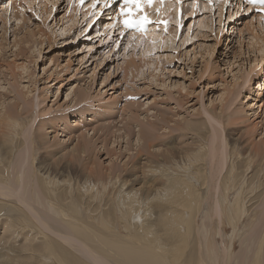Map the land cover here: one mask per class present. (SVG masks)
Returning <instances> with one entry per match:
<instances>
[{
    "label": "rangeland",
    "instance_id": "obj_1",
    "mask_svg": "<svg viewBox=\"0 0 264 264\" xmlns=\"http://www.w3.org/2000/svg\"><path fill=\"white\" fill-rule=\"evenodd\" d=\"M202 1L199 0L196 3V0H185L179 18L162 20L161 16H156L154 20L149 19L150 24L156 28V35L160 36H155L153 39L145 37L141 41H136L130 40L129 31L122 30L120 27L122 21L112 27L114 23L112 20L118 13L117 7L119 4L115 6L112 14L107 11L104 12V9L99 10L100 4L98 1L87 12H83V10L91 2L79 5V10L75 11L78 12L75 17L76 21L71 29L67 30V24L71 22V13L78 6L79 0H35L32 3H28L26 0H0V7L2 8V11L0 10L2 12V14L0 12V108L3 100H5L6 106L11 104L10 102L17 101L19 105L14 104V108L8 107V110L15 111L16 115L22 120L20 121L21 126L16 131L18 135V131L21 129L19 135L14 138L15 143H21L15 148L12 163L16 160L17 154L28 147L30 141V149L27 148L30 155H28L26 167L30 166L32 168L33 165L35 168L39 164L40 166H49V170L53 168L51 171L53 174L55 173V179L50 188L55 191L57 203L64 209L68 218L63 220L57 213L58 218H55V220L57 219V227H55L57 229L59 227V231L65 233L68 226L77 227L83 223L88 228L94 223V218L99 214H104L103 217L106 219L108 226L113 229L116 224L115 218L119 216L115 211L116 204L120 202L119 198L121 196V193L115 190L119 183L122 184V182L127 181L126 185H128L133 180L135 184H132V186L140 188L142 182H145V186L149 191H138L139 196L143 195L142 200H145L144 196L154 193L152 190L164 181L163 177L158 176L157 178L156 176L152 177L148 181L149 177L143 176L142 171L148 164L159 166L160 160L164 156L171 157L173 155V157L178 158L184 155L187 150L193 152L195 148H199L206 152L205 161L203 162L206 171L201 172V165L196 166L197 174L205 180L201 181L199 177L198 184L200 183V186H202L205 182L206 186L203 185L205 188L202 191H191L199 198L200 208L198 200L188 197L184 200L191 206L186 207L183 213L186 214L187 211H191L190 222L193 221L192 223L189 222L187 246L184 248L180 245L178 250L172 247L170 255L180 256L182 262L185 261L187 264H196L198 251L197 238L195 237H198L199 243L202 244L200 251L205 254L203 237L209 235L208 238H211L210 240L214 242L216 247V258L214 262L212 259L209 261L202 257L206 260V264H222V244L223 242L228 244L231 241L234 242L233 260L230 259L228 263L238 264L240 252L247 249L248 246L246 245L247 242L244 243L245 245L241 244L239 236L249 237L250 229L258 227V224L255 223L258 222L261 215L263 216V209L262 206H259V196H256L257 192L261 191L262 198L264 191L263 188L253 190L254 192L246 199V206L252 204L249 206V210L255 209L258 211H253L250 215L249 213L244 215L241 224L237 228L238 234L232 232L227 217L223 219L225 230L221 232V175L228 169L232 161L235 167L230 176L232 181L235 174L241 175L244 172L246 164L244 155L246 151L264 147V59L251 72L249 71L250 74H248L249 78H246L248 80L246 83L242 84L239 80L241 87L240 83L233 86V75L237 72V65L242 63L248 71L250 65L252 66L251 62L254 60L253 55L256 57L264 55L249 52L252 49L248 48V41L254 32L260 33L262 31L261 24L264 23V13L261 6L257 5L258 3H249L251 7L248 8V6H245L248 2L237 7L231 1L232 5L227 6L228 11L223 12L221 21H219L217 6L209 11V7H204L207 1L204 0L201 3ZM95 13L98 14L95 16ZM42 18L46 19L40 21ZM203 19H206L205 21L208 24L212 20V28L210 26L209 28L200 27V21ZM3 24L6 25L4 29L2 28ZM39 25L43 31L38 29ZM29 27L33 37L31 32H28L29 35L27 33L30 30ZM37 29L40 32L42 31L44 36ZM175 31L177 33L174 39L172 34ZM144 32L145 30L142 31V33ZM169 35H172V37ZM15 36L18 38L23 36V39L19 40L20 38H15ZM184 37H187L185 41L183 40ZM25 40L29 43H26ZM17 47H20L19 50ZM209 51L211 52L210 56L207 55ZM142 52L145 59L149 58L153 62H158L157 66L152 63L143 66V61L139 58ZM129 55H133L137 67L140 64L143 71L140 69L133 71L128 67L125 61ZM200 56L206 58L209 66ZM194 57L195 59H193ZM20 65H27V72L21 70ZM204 65H206V68H204ZM152 68H155L154 71ZM21 71L23 73H19ZM10 73L14 74L12 80H10ZM249 79L251 80L249 81ZM6 80L9 84H12H8L10 87H7ZM261 83H263V88L259 90ZM26 88L31 90L25 97L26 101L29 102L28 104H24L20 99H17L20 95L17 94V91L20 89L25 91ZM168 90L170 92H167ZM9 91L13 93H9ZM81 93L85 95V99L79 101L77 95ZM13 96H17L15 100ZM203 108H206L209 112H214L218 118L220 117V121L224 119L221 121L223 125L221 133L227 140V161L224 163V170L218 179L214 174L217 171L219 154L213 155L214 157L208 154L210 135L208 131H210V127L205 114L202 113ZM186 119L191 124L203 126V129L199 131L200 133L195 134V132L189 131V128H184L182 124ZM171 126L173 128L168 132ZM138 130L149 131L153 136H156L155 145L157 148L155 150L157 152L159 150L158 153H165L154 157L145 151H141L140 154L134 156L136 150L143 143L141 139L137 141V138H139ZM81 133L86 137L81 138ZM85 140H90L87 141V149L85 148V152L79 154L78 147ZM234 141L237 143L238 148H236L237 151L234 150L232 153L231 147ZM159 146L161 149L158 148ZM241 149L245 152L241 153L243 151ZM1 150L3 149L1 148ZM12 163L9 169L4 166L1 169L5 168L7 171H13ZM106 167H112L115 169L114 174L118 175L115 188L114 185H110L109 190L104 191V193L99 188L98 196L94 201L89 199V193L84 194L80 191L77 193L75 189L71 192L68 191L66 187L68 184L72 183L71 185L74 186L77 182L79 185L82 183L81 181L87 175L86 170H96L104 174ZM63 168L66 169L63 172L64 174L61 173ZM164 172L169 173L171 177L187 176V170L184 164L181 163L178 165L172 163L169 168L164 169ZM247 172L249 173L246 174L245 180L256 173V168L249 169ZM201 174H204V176ZM36 175L38 174L35 170V178ZM261 177L262 174L258 176L259 180H255L254 183L256 181L257 183L264 182V177L262 179ZM39 179L41 180L40 177ZM0 181L4 183L1 179ZM6 181L10 183L9 174ZM34 181V178L29 181V189L26 192L35 191L36 188L32 184ZM112 182H115V180L112 179L110 183ZM217 183L219 184L218 191L216 190ZM246 186L247 182L245 181L244 187ZM0 187L10 190L11 184L0 185ZM2 192L7 191H0V193ZM41 193L46 197V191ZM65 196L67 197L66 203L62 199ZM234 197L235 193L231 195V203ZM248 200H250V203H248ZM153 202L155 206H153L154 221L151 223L152 226L155 224L157 212L166 205H159L157 199ZM14 204L21 207L14 196L0 195V249L7 252L6 257L0 260L2 261L1 264H60L62 261L64 263L61 264H68V258H71L72 255H74V259L72 257V261H69L74 264H93L89 261V255H86L87 252L81 254L82 249L78 246L79 244L74 246H78L81 250L78 248L75 250L73 246L70 248L68 244L66 246L61 245L63 242L61 238H57L61 242L59 240V242L49 240L48 246L52 253H47V249H42L45 244L39 234L31 233L35 229L28 227L30 229L28 230L14 225L13 219L17 207ZM33 204L34 208H38L37 213L47 218V211L45 213V210L37 205L38 203L34 202ZM142 204L144 203L140 202L138 209L145 207ZM215 204L218 205L216 207H218L219 216L214 213ZM95 208H97L96 211ZM86 210L88 213L85 212ZM27 211L25 210L23 214L31 216L32 213L30 214ZM124 218L130 220V215L127 216L125 213ZM47 219L49 222L51 221V224L55 223L53 220ZM6 224L11 225H9L10 229H7V232L3 229V225ZM34 225L38 226L47 236L55 238L52 232L43 228L39 223L34 222ZM152 226H149V228ZM158 230L161 231L160 226ZM67 232L68 235H71L70 231ZM119 232L121 235H129L133 230L128 228L125 229V232L123 230H119ZM258 234L259 231L255 233V235ZM164 236L162 233V237ZM261 238L258 245H262L263 249L264 236H261ZM247 241L249 242V238ZM249 246L253 248V244ZM182 249L185 250L182 251ZM66 252L68 253L64 254ZM69 252H72L70 253L72 255ZM44 254L46 256L42 257ZM64 255L65 257H63ZM75 257H78V259ZM243 260L244 262L240 259V263L264 264V250L255 254L248 251L246 258Z\"/></svg>",
    "mask_w": 264,
    "mask_h": 264
},
{
    "label": "bare ground",
    "instance_id": "obj_2",
    "mask_svg": "<svg viewBox=\"0 0 264 264\" xmlns=\"http://www.w3.org/2000/svg\"><path fill=\"white\" fill-rule=\"evenodd\" d=\"M26 1L28 3H32L35 0H26ZM96 1H98V3L100 4L99 10L104 9V12H106V11L110 12L109 14H112L113 10H115V6L117 4H119V6L117 7L118 13H117V15H115V17L112 20V21H114L112 27H115V25L117 23L122 21V24L120 25V27L122 28L123 31H126V30L129 31V36L131 37L130 40L141 41L145 37H147V39L148 38L153 39V38H155V36H160V35H156V28H155V26L150 24L151 22L147 23L144 33H142V32L135 33L132 30H128L123 24L124 16L121 15V11H120L121 7L123 5V1L113 2V1H108V0H84L83 4L89 3V2H91V4L86 6L85 9L83 10V12H85V11L87 12L90 9V7ZM196 1H197L196 3L199 2V0H196ZM203 1L201 3H203ZM206 1H207L205 4L206 6H204V7H209V11H212L211 9H213L214 6H217L216 9H218L219 21H221V18L223 16V12L225 10H227L226 8L228 5L233 4V5H237V7H239V6L243 5L245 2H248L247 4H245V6H248V8L251 7V5H249V3H250L249 0H206ZM231 1H232V4H231ZM184 2H185V0H163V2H161V0H154L150 6L145 4L143 6V11L139 12V13H135L133 18L135 19V18H138L139 16L145 15V14L148 16V20L149 19L154 20L155 19L154 17H156V16H161L160 18L162 20H166V19L170 20L171 18H175V17L179 18L181 16L180 10L183 8ZM233 2H235V3H233ZM79 5H82L80 0L78 3V6L75 8L76 10L74 9L71 13V18H70L71 22L69 24H67V27H66L67 30L68 29L70 30L76 21L75 17L77 16L78 12H75V11H77V9L79 10ZM257 5L261 6V9L263 10V13H264V5H261L259 3ZM1 9L2 8L0 7V10ZM236 11H238V10H236ZM1 14H2V12H1ZM97 14L98 13H95V16ZM1 19H2V17H1ZM44 19H46V18H42V19H40V21H42ZM205 20L206 19H203L200 21V27H204V28L208 27L209 28V26H210V28H212L211 27L212 20L209 19L210 20L209 24ZM4 26H6V25L3 24V26H2L3 29L5 28ZM261 26H262V31L260 33L255 31L254 34L252 35V37L250 38V40L248 41V48L252 49V51L250 50L249 52H252L254 54H256V53L264 54V23L261 24ZM198 27H199V25H198ZM38 29L39 30L41 29L40 25H39ZM39 30H38V32H40ZM41 30L43 31V29H41ZM246 30H248V28H246ZM42 31L40 32L41 34H42ZM25 32H26V29H25ZM28 32H31V28L29 31H27V33ZM44 32H45V29H44ZM18 33H20V32H18ZM40 33H39V35H41ZM176 33H177V31H175L172 34L174 39L176 37ZM29 34L30 33H28V35ZM31 34L33 37L32 32H31ZM28 35L26 34V36H28ZM39 35L37 34V36H39ZM172 35H169V36L172 37ZM16 37L17 36H15V38ZM21 38L23 39V36ZM21 38L19 40H21ZM18 39H16V40H18ZM32 39H34V38H32ZM39 39H41V38H39ZM44 39H46V38H44ZM147 39H145V40H147ZM185 39H187V37H184L183 40L185 41ZM16 40H15V42L19 43L18 42L19 40L18 41H16ZM33 41H35V40H33ZM47 41H49V40L47 39ZM66 41H68V40H66ZM22 42H24V41H22ZM27 42L28 41H26V43ZM15 46H16V44H15ZM21 46H22V44H21ZM19 48H18V50H19ZM147 48H149V47H147ZM38 49H39V47H38ZM146 51H149V50H146ZM249 52H247V53H249ZM108 53H109V51H108ZM208 53L209 54H207V55L210 56L211 52L209 51ZM237 55H238V53H237ZM263 56H259L260 57L259 58V57H256L253 55L254 60H253V62H251L252 66L250 65L248 71H247V68L244 67V65L240 62L241 65L240 64L237 65V67H238L237 72L233 75V86H234V84L236 86V83H240V82H238L239 80L241 81L242 84L246 83L248 81L247 79L249 78V76H248V74H250L249 71L251 72L254 69V67L257 66V64L260 61H262V59H264ZM200 57L207 64L206 58L204 56H200ZM33 58H36V57H33ZM139 58H140V60L143 61V64H142L143 66L144 65L148 66L151 63L154 65L156 64V66H157L158 62H153L151 59L149 60V58L145 59L143 52ZM193 59H195V57ZM207 59H209V58H207ZM32 61H31V63H32ZM125 63L133 71H137L139 69L141 71H143V68L141 67L140 64H139V66L141 68L139 66H138L139 68L137 67L133 55H129L127 57ZM249 64H250V62H249ZM207 65L209 66V64H207ZM6 67H7V64H6ZM260 67L262 68V66H260ZM20 68H21V70H23L25 72L28 67H27V65H20ZM204 68H206V65H204ZM154 69L155 68H152L153 71H154ZM18 71H20V70H18ZM23 71H21L19 73H23ZM171 72H172V70H171ZM10 74H11L10 80H12V76L14 74L13 75H12V73H10ZM28 74H29V72H28ZM132 74H134V72H132ZM138 74H139V72H138ZM245 74H246V76H245ZM10 80H9V82H10ZM15 80L17 81V79H15ZM242 80H243V82H242ZM250 80L251 79H249V81ZM5 82H7V87L9 85H12V84H9L7 80ZM241 83H240V87H241ZM13 84H15V83H13ZM175 84H176V82H175ZM248 84H249V82H248ZM22 87L24 88V86H22ZM262 88H263V83L260 84L259 90H261ZM22 89L17 91L18 92L17 94H20V95H18L19 98L17 96H15V97L13 96V99L15 100L17 97V99H20L24 104H28L29 102L26 101L25 97H26V94H28L31 90L29 88H26V90L23 91ZM10 92H12V91H9V93ZM167 92H170V91L168 90ZM77 96H78L77 98L79 101L85 99V95L82 93L78 94ZM4 101L5 100L1 101V108H0V139H1V141H0V179L4 183H2L0 181V185L11 184V189L7 190V189L0 187V191H7L5 193H3V192L0 193V195L6 196V197L7 196H10V197L14 196L17 199L18 204L21 206V207H19L16 204H14L17 206L16 207V213L14 214V219H13L15 226H20L22 228H27V229H28V227H32L33 229H35V231H31V233L39 234V237H41V240L45 244V246L42 249H44V250L47 249L48 250L47 253H52V251H50L49 246H48L49 240L52 239L54 241L57 240V242H59L60 240L57 238H61V240L63 242H62V244L61 243H59V244L64 245V246H66L68 244V245H70L69 246L70 248L73 246L75 248V250L79 246L82 249L81 254H82V252H87V254L86 253L85 254L89 255L88 256L90 259L89 261H91L93 264H187V262L185 263V261L182 262L183 260H181L180 256L170 255V249L173 247V249L178 250L180 248V245H181V247L184 246V248H186V246H187V234L189 232V222L191 221V218H190V216H191L190 212L191 211H187L186 214H184L183 211H184V209L186 210V207L191 206V205L187 204L184 200L187 197L193 198V200H198V204H199V208H200L201 203H200L199 198H197L196 194L194 192H191V191H202L205 188V187H203V185H205V182L202 184V186H200L201 185L200 183L198 184V181L200 180V178H201V181H205V180L196 172V166H199V165H201L200 166L201 172L206 171L205 167H203L204 166L203 162L205 161V155H206L205 150H202L199 148H195V151H193V152H189L187 150L186 152H184V155H182L178 158L173 157V155L171 157L164 156L161 158L159 166L158 165L153 166L154 164L153 165L148 164V166L145 167L144 170L142 171L143 176H148L149 177L148 181L152 177H155V176H156V178H157V176L163 177L164 181H162V183L160 182L159 186L155 187L152 190V191H154V193L152 192L153 194L151 193L148 196H144L145 200H142L143 195L139 196L140 193L138 192V191H149V189H147V186H145L146 185L145 182H142L141 185L143 187L141 186L140 188H137V187L135 188L132 186V184L133 185L135 184V182L133 180H131L128 185H126L127 181H124V182H122V184L119 183L116 186V180H117L118 175L114 174L115 169H113L112 167L111 168L106 167L105 168L106 172L104 174H101V173H99V171H96V170H88V171L86 170L87 175L84 178V180L81 181L82 183L79 185L77 182L74 186L71 185L72 183L68 184V186H66L68 188V191L71 192V190L75 189V191L77 193H79V191L84 193V194L89 193L88 194L90 196L89 199L94 201V199L96 200V197L98 196L97 192H98L99 188H101L103 190V193H104V191L109 190L108 187L110 185L111 186L114 185L113 186L114 188L116 186L115 190H117L121 193V196L119 198L120 202L119 203L117 202L116 208H115V211L119 214V216H117V218L114 217L116 219V221H115L116 224H115L113 229L108 226L106 219L103 217L104 214L103 215L99 214L97 217L94 218L95 221L90 227L87 228L84 223L79 224L77 227H71V226L69 227L68 226V230L65 229L66 232L64 233L63 231L61 232L58 230L59 227H58V229L56 228L57 227L56 226L57 225L56 224L57 219L55 220V218H58V214H59L60 218H62L63 220H67L68 218L66 217L67 214L65 213L64 209L57 203V196H56L55 191L54 190L52 191L50 188L51 183H53V180L55 179V173L53 174L51 171L53 168L49 170V166H47V165L40 166L39 164L35 168L33 165H32V168L30 166L26 167L27 161L29 158L28 155H30V154H28L29 150L27 149V148H29V142L30 141L28 142V145H27L28 147H26V149L23 150L21 153H18L17 156L15 157L16 160L12 163V161L14 159L13 153L15 151V148L17 145H19L21 143L20 141H19L20 142L19 144L15 143L14 138L19 135V131L21 129L18 131V135L16 134V131L19 129L18 127L21 126L20 121H22V120H20L21 118H19L16 115L15 111L8 110L9 109L8 107L14 108V104L16 106L19 105L17 103V101H15V102L13 101L14 103L10 102L11 104H8L7 106H6V103ZM220 101H221V99H220ZM202 113L205 114L206 120L209 123V127H210V131H208L210 133L208 154L211 157H214L216 154H219V158L217 161V169H216L217 171L214 174L216 176V179H218L219 175H221L222 171L224 170L223 169L224 163L227 161V154H226V141L227 140L225 137H223V135L221 133V128L223 126L221 121L224 119H221V121H220V119H219L220 117L218 118V116L212 111H210V112L207 111L206 108L202 109ZM184 121L185 122H183V124H182V125H184L183 127L189 128V131H193V132H195V134L200 133L199 131H201L203 129L202 128L203 126H201V125L198 126L196 124H191L190 122H187L188 121L187 119ZM138 122H136V123H138ZM168 123H170V122H168ZM172 125L175 126L176 123H175V125L174 124H172ZM173 126L169 127L168 132H170V130L173 128ZM205 128L206 127L204 125V130H205ZM118 130H116V131H118ZM121 130H122V128L120 129V132H121ZM138 131H137L138 132L137 134H139V138L136 137L138 139V140L137 139L136 140L139 141V139H141V140H143V143L141 144V147H139V149L136 150V153L134 154V156H136L137 154H140L141 151L142 152L145 151L146 153H148L149 155H152L154 157L160 156L163 153H165V152L158 153L159 150H158V152L155 150V148H157V146L155 145L156 136H153L149 131H147V132L144 130H138ZM80 136H81V138L86 137L82 133L80 134ZM89 139H91V138H89ZM234 140H236V139L234 138ZM87 141H90V140H87ZM87 141L85 140V142L83 144H81V146L78 147L79 148L78 149L79 154L82 152L84 153L85 150L87 149V146H88ZM138 145H139V143H138ZM3 146L5 149L3 148ZM1 148L3 150H1ZM158 148H160V146ZM231 148H232V151H231L232 153L234 150L237 151L236 148H238V146H237V143L235 141L232 142ZM27 150H28V152H27ZM241 150H243V149H241ZM231 152H230V154H231ZM244 152H245L244 150L241 151V153H244ZM239 154H240V152H239ZM244 156L246 157V162H245L246 164L244 167V172H242L241 175L235 174L233 180L232 181L230 180V176H231V173L233 172V168L235 169L234 163L231 161V157H230L231 162L229 164L228 169H226L224 174L221 175V191H222V194H221V213H220L221 214V232L225 230V226L223 223V219L225 217H227V219L229 221V225L232 228V232L235 233L238 231L237 228L241 224V221L243 220L244 215H246L248 213L250 215V213H252L253 211H255V212L258 211L255 209H253L252 211L249 210V206H251L252 204H249L248 206H246L245 201H246V199H248L249 195H251L252 192H254L253 190H256V189L261 190L263 188L262 190L264 191V186H263L264 182L257 183V181H256L254 183L255 180H259L258 176L260 174H262L261 179L264 177V147L261 149H252V150L246 151ZM11 163L13 164L12 165L13 171L10 172V170L7 171L5 168L9 169ZM172 163L175 165H178L179 163L184 164V166L187 170V176H184V177L183 176L182 177H179V176L174 177L173 176V177H171L169 175V173L164 172V169L169 168V165H171ZM24 165H25V167H23ZM2 166H4L5 168L1 169ZM64 167L67 168L68 166H64ZM253 168H256V173H253L252 177H250V178L248 177L249 179L245 180L246 174L249 173L247 171L249 169H253ZM35 170L37 171V174H38V175H36V178H35ZM123 170H124V168H123ZM64 171H66V169L63 168L61 173L64 174L63 173ZM8 174H9L10 183H8L7 181L5 182ZM65 175H66V173H65ZM201 175L204 176V174H201ZM38 176L41 178V180L39 179ZM33 178L35 179V181L32 182V184L35 186L36 189H35V191L26 192L29 189V181ZM112 179H114L115 182L110 183L112 181ZM136 179H137V177H136ZM56 180L60 181L59 179H56ZM62 181H63V179H62ZM219 181H220V179H219ZM245 181L247 182L246 187H244ZM59 185H60V183H59ZM144 186H145V188H144ZM216 186H217L216 190L218 191L219 190V184L217 183ZM43 191H46V197L42 195L41 192H43ZM231 191H233V193H235V197H234L232 203H231L230 198H231V195L233 193H231ZM94 192H95V194H94ZM257 193L258 194L256 197L259 196L258 201H260L259 206H262L263 216L262 215H261V217L258 216L259 217L258 222L255 223V224H258V227H255V229L251 228L252 230L250 229V232L248 234L249 237L245 236V235L239 236L241 244H244L247 242L246 245H248L246 247L247 249H244L239 254V258L243 262H244L243 259L246 258V254L248 253V251L251 252V254H255V253L261 252V250H264V248L262 249V245H258V244H260V241L262 239L261 236H264V192L262 193V198H261V191H258ZM70 198H72V197H70ZM148 198H149V200H147ZM181 198H182V200H181ZM62 199H63V202L66 203L67 197L66 196L62 197ZM155 199L159 200V205H161V204H166V205H164L161 208V210H159V212H157V215L155 216V224L152 226L151 223H152V221H154L153 206H155V203L153 201ZM34 202L38 203L37 205L42 207L45 210L44 211L45 213L47 211V218L53 220L55 223H53V221H52L53 224H51L50 223L51 221L49 222L47 218L40 216L41 214L37 213L38 208L36 209L33 206ZM140 202L144 203V204H142L143 206H145L143 209H141V208L138 209ZM214 202H216V201H214ZM248 203H250V200H248ZM68 205H70V204H68ZM216 205L217 204H215L214 213L219 216L220 215L219 210H218V207H216ZM219 207H220V205H219ZM229 208L231 209L230 211H229ZM6 209H8V208H6ZM24 209L28 210L27 212H29L30 214L32 213L33 217L31 218L32 214H31V216L29 215L30 217L23 214V212H25ZM96 209L97 208H95V211H96ZM85 212L88 213L87 210ZM98 212H100V211L98 210ZM125 213L127 216L130 215V220H127L124 218ZM26 214H28V213H26ZM260 214H262V212H260ZM247 217H249V216H247ZM251 221H253V220H251ZM34 222L39 223L43 228L47 229L49 232H52V234H54L55 238H51V237L47 236L43 231H41V229L38 226L34 225ZM192 222H190V223H192ZM194 222H195V220H194ZM5 223H6V221H5ZM251 224H252V222H251ZM9 225L10 224L3 225L4 226L3 229L6 230V232H7V229H10ZM149 226H152V227L149 228ZM159 226H160V229H161L163 235H165L164 237H162L161 231L158 230ZM128 228L132 229L133 232H130L131 234H129V235L128 234L121 235L119 230H123L125 232V229L127 230ZM136 228H138L140 230V232ZM28 230H30V229H28ZM67 231H70L71 235H68ZM197 231L198 230L196 229V232ZM258 231H259L260 235L259 234L255 235V233H258ZM132 233H133V235H132ZM204 233H205V231H204ZM205 234H207V232ZM237 234H238V232H237ZM202 235L205 236L204 234H202ZM208 237H209V235H208ZM208 237H203V250L205 251L206 255L200 251V249L202 248V244H201V242L199 243L198 237H195V238H197V251H198L196 264H198V263L206 264V260L202 257H205L209 261H211V259H212V261L215 262V258H216L215 249H216V247H215L214 242L212 240H210L211 238L209 239ZM248 238H249V242L247 241ZM29 240H32V239H29ZM188 243H190V242H188ZM77 244H79L77 247L74 246ZM251 244H253V248L251 246H249ZM233 245H234L233 241L229 242L228 244L227 243L224 244V242H223L222 249H221V251L223 252L222 264H231V263H228V261L233 258V254H232ZM256 245H258V246H256ZM257 247L259 248L258 251H257ZM70 248H68V249H70ZM80 248H78V249H80ZM42 249H40L41 252H43ZM58 249H60V248H58ZM65 250H66V248H65ZM184 250L185 249H182V251H184ZM67 253L68 252H66L64 254H67ZM70 253H72V252H69V254ZM6 254H7V252H4L3 249H0V260L5 258ZM56 254H58V253H56ZM70 255H72V254H70ZM44 256H46V255L44 254L42 257H44ZM58 256H61V255H58ZM73 256L74 255H72L71 258H68V259L70 261H72ZM63 257H65V255ZM68 257H70V256H68ZM57 258L62 259L60 257H57ZM73 259H74V257H73ZM76 259H78V257ZM240 259L238 260L239 261L238 264H242V263H240ZM45 260H46V258H45ZM62 260H60V261H62ZM69 260H68L69 263H73V262H70ZM64 261H66V260L64 259ZM41 262H42V260H41ZM1 263H2V261H0V264ZM207 264H209V263H207Z\"/></svg>",
    "mask_w": 264,
    "mask_h": 264
},
{
    "label": "snow or ice",
    "instance_id": "obj_3",
    "mask_svg": "<svg viewBox=\"0 0 264 264\" xmlns=\"http://www.w3.org/2000/svg\"><path fill=\"white\" fill-rule=\"evenodd\" d=\"M80 2L83 4L84 0H80ZM163 2V0H161ZM250 3L256 4L259 3L261 5H264V0H249ZM153 3V0H123V5L121 7V15L124 16L123 24L126 28H132V27H140L141 30H143V25L146 23H150L148 20V16L141 15L138 18H133L135 13H139L143 11V6L151 5Z\"/></svg>",
    "mask_w": 264,
    "mask_h": 264
}]
</instances>
